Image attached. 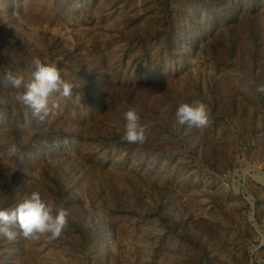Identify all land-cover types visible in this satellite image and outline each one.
Listing matches in <instances>:
<instances>
[{
  "label": "rangeland",
  "instance_id": "374dc122",
  "mask_svg": "<svg viewBox=\"0 0 264 264\" xmlns=\"http://www.w3.org/2000/svg\"><path fill=\"white\" fill-rule=\"evenodd\" d=\"M34 57L72 85L44 120L5 78ZM261 84L264 0H0V209L38 190L70 213L0 237V264H264ZM192 101L203 129L176 122Z\"/></svg>",
  "mask_w": 264,
  "mask_h": 264
},
{
  "label": "clouds",
  "instance_id": "9594fccd",
  "mask_svg": "<svg viewBox=\"0 0 264 264\" xmlns=\"http://www.w3.org/2000/svg\"><path fill=\"white\" fill-rule=\"evenodd\" d=\"M31 68L30 83L25 84L23 75L11 71L5 73V78L14 89H25L15 94V101L30 107L33 116L44 120L50 112L60 107L59 100L54 99L55 94L64 99L70 98L72 85L62 77L55 64L45 63L39 57L32 59ZM256 90L264 94V84ZM175 116L176 122L182 127L203 129L209 123L207 106L200 101L180 104ZM123 119L121 141L143 145L147 140V128L141 124L137 110L128 109L123 113ZM69 216V211L63 205L57 206L54 201L44 199L40 191L35 190L14 208L0 209V237L9 242L14 241L18 234L31 240H38L43 234H48L50 239H57L67 228ZM14 225L19 231L14 230Z\"/></svg>",
  "mask_w": 264,
  "mask_h": 264
}]
</instances>
